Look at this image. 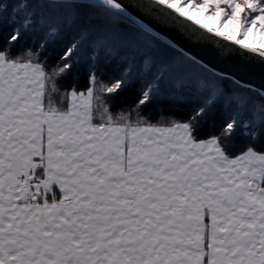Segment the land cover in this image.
Instances as JSON below:
<instances>
[{
    "label": "snow or ice",
    "instance_id": "obj_1",
    "mask_svg": "<svg viewBox=\"0 0 264 264\" xmlns=\"http://www.w3.org/2000/svg\"><path fill=\"white\" fill-rule=\"evenodd\" d=\"M9 2L0 264H264V84L193 51L264 66V0Z\"/></svg>",
    "mask_w": 264,
    "mask_h": 264
},
{
    "label": "trees",
    "instance_id": "obj_2",
    "mask_svg": "<svg viewBox=\"0 0 264 264\" xmlns=\"http://www.w3.org/2000/svg\"><path fill=\"white\" fill-rule=\"evenodd\" d=\"M4 6L5 8H7V11L4 12L3 19L2 21H0V26H2V32H0V39H2V36H6L9 31L10 28L9 17L13 12V7L12 4L9 2V0H5ZM91 27L93 30H105L108 32L115 33L119 35L122 40L125 41L131 42L135 40L134 35L127 29V27L122 23V21L107 14H106V18L93 17L91 19ZM70 29H71L70 23H65V34H67L70 31ZM89 43H90V38H86L81 48V58H80L81 67H83V65L87 61L88 52H89ZM65 83H68V81H65ZM78 83L80 86H83L84 84V77L82 74L78 76ZM134 99H135V89L133 86H130L120 94L118 98V103H125V102L131 103ZM157 111H158V105L150 106L148 109L150 115L155 114ZM180 111H183V109H180ZM206 130L207 129H205V131Z\"/></svg>",
    "mask_w": 264,
    "mask_h": 264
},
{
    "label": "water",
    "instance_id": "obj_3",
    "mask_svg": "<svg viewBox=\"0 0 264 264\" xmlns=\"http://www.w3.org/2000/svg\"><path fill=\"white\" fill-rule=\"evenodd\" d=\"M193 51L200 55L206 62L223 68L229 72H234L243 81L250 83L254 87L264 84V66L258 62L244 61H222L217 58L211 49L194 48Z\"/></svg>",
    "mask_w": 264,
    "mask_h": 264
}]
</instances>
